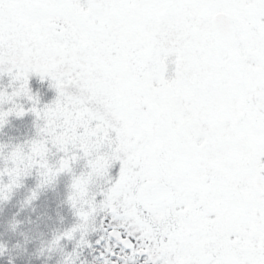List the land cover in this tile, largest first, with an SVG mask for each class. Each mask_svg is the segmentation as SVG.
<instances>
[{"label":"snow or ice","instance_id":"1","mask_svg":"<svg viewBox=\"0 0 264 264\" xmlns=\"http://www.w3.org/2000/svg\"><path fill=\"white\" fill-rule=\"evenodd\" d=\"M5 73L0 127L44 124L4 188L87 161L69 196L84 223L56 243L100 198L132 264H264V0H0ZM33 74L57 92L42 109Z\"/></svg>","mask_w":264,"mask_h":264},{"label":"rangeland","instance_id":"2","mask_svg":"<svg viewBox=\"0 0 264 264\" xmlns=\"http://www.w3.org/2000/svg\"><path fill=\"white\" fill-rule=\"evenodd\" d=\"M34 82H37V84ZM12 83V77L7 73L0 76V90L7 89L11 92L13 90L10 87ZM16 86H19V82H16ZM30 87L33 95L38 97L39 104L37 107L41 109L56 99L57 92L51 86V81L42 83L40 77L36 74L30 77ZM47 95H50L51 98L47 99ZM16 102L23 104L25 109L32 107V102L25 96L17 97ZM10 107H12L11 104H3L0 105V110L7 111ZM13 117L29 118L31 120L32 137L18 143L5 144L0 141V171L15 167L10 159L11 153L20 146H23L27 153L30 142L40 138L38 134L39 127L44 124V121L38 120L31 111H27L22 117L13 114L7 118V122ZM2 128L0 127V130ZM62 155L63 153L58 152L53 147L48 154V160L50 163L55 164ZM86 165V159H80L73 164L71 172H62L49 182H43V178L40 176L41 169L38 167L32 168L28 171V174L19 178L17 181L19 186L12 187L10 191L4 188V185L11 182V177L7 173L0 176V193H2L0 194V213L7 210L9 206L12 208L13 205V209L8 208L10 209L7 213L9 222L0 233V256L6 255L9 258H17L18 255H24V258L28 261L31 260L30 256H32V258L42 259L45 263L54 261V264H93V262L89 263V259L90 256L97 253L95 249L105 251L106 255L115 250L116 246L108 237V232L115 227V224L105 222V218L109 217L110 214L101 207L100 198L96 200V212L89 218L83 228H78L73 239L64 238L59 243L55 242L57 236L84 223L78 215V208L88 209L90 206L81 202L77 208H74L69 201V196L73 191L74 176H79L82 172L87 171ZM111 175L113 179L116 178L115 171ZM105 187L104 180H96L90 187V195L100 193ZM50 194L57 195L55 205H51L47 201ZM4 195L7 196V199L3 198ZM43 222L48 223V227L54 222L58 229L47 233ZM34 242H39L35 246L37 247L36 250L29 247L30 244L33 246ZM99 244L102 246L100 245V247Z\"/></svg>","mask_w":264,"mask_h":264},{"label":"trees","instance_id":"3","mask_svg":"<svg viewBox=\"0 0 264 264\" xmlns=\"http://www.w3.org/2000/svg\"><path fill=\"white\" fill-rule=\"evenodd\" d=\"M35 84H37V82H34ZM43 97V95H41ZM50 99L51 96L47 95V99ZM30 126H32L31 120L29 118H11L4 126L3 128L0 130V141H2L3 143H18L21 141H25L28 138L32 137V129H30ZM56 196L55 194H50L49 195V199H47L48 203L51 205H55L56 204ZM44 202V199H43ZM12 205V204H11ZM8 208H11L10 206ZM7 210H3L2 213H0V233L5 229V227L7 226L8 222H9V217H8V212L10 209ZM13 209V205L12 208ZM44 226H45V230L47 231V233L51 232V231H56L57 225H55V223H51V225L48 227V223L43 222ZM39 244V242L37 243H33L31 246V244L29 245L30 249L36 250L37 246ZM35 255V254H34ZM36 256V255H35ZM31 260L28 261L24 258V255L20 256L18 255L17 258H12V257H8L6 255L4 256H0V264H54L52 263H45L43 262L42 259H36V258H32Z\"/></svg>","mask_w":264,"mask_h":264},{"label":"flooded vegetation","instance_id":"4","mask_svg":"<svg viewBox=\"0 0 264 264\" xmlns=\"http://www.w3.org/2000/svg\"><path fill=\"white\" fill-rule=\"evenodd\" d=\"M110 230L108 232V237L111 242L116 246L115 250L112 251L109 255L105 254L101 249H95L97 253L90 256L89 263L93 264H132V260L128 259L131 256V250L125 248L121 241H117L115 238L110 237ZM101 244H99L100 246ZM102 246V245H101ZM100 246V247H101ZM115 253V255H113ZM135 264H144V261L147 259V255H137L134 257ZM92 260V261H91Z\"/></svg>","mask_w":264,"mask_h":264},{"label":"water","instance_id":"5","mask_svg":"<svg viewBox=\"0 0 264 264\" xmlns=\"http://www.w3.org/2000/svg\"><path fill=\"white\" fill-rule=\"evenodd\" d=\"M110 237H112L113 239L115 238L117 241H120V240H118L115 236H113V235L111 234V232H110Z\"/></svg>","mask_w":264,"mask_h":264}]
</instances>
